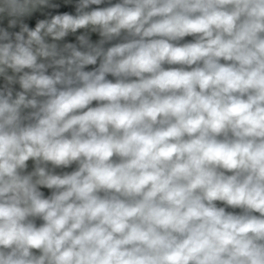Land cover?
<instances>
[{"label":"clouds","instance_id":"clouds-1","mask_svg":"<svg viewBox=\"0 0 264 264\" xmlns=\"http://www.w3.org/2000/svg\"><path fill=\"white\" fill-rule=\"evenodd\" d=\"M0 264H264V0H0Z\"/></svg>","mask_w":264,"mask_h":264}]
</instances>
